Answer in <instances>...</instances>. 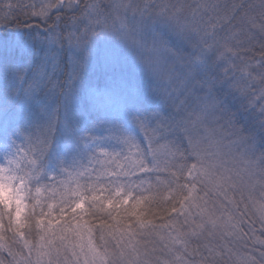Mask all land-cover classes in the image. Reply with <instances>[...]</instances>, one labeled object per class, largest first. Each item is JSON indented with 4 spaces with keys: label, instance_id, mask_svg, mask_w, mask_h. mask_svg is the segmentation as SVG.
<instances>
[{
    "label": "snow or ice",
    "instance_id": "snow-or-ice-1",
    "mask_svg": "<svg viewBox=\"0 0 264 264\" xmlns=\"http://www.w3.org/2000/svg\"><path fill=\"white\" fill-rule=\"evenodd\" d=\"M13 22L0 264H264V0H0Z\"/></svg>",
    "mask_w": 264,
    "mask_h": 264
},
{
    "label": "trees",
    "instance_id": "trees-1",
    "mask_svg": "<svg viewBox=\"0 0 264 264\" xmlns=\"http://www.w3.org/2000/svg\"><path fill=\"white\" fill-rule=\"evenodd\" d=\"M19 2L27 4V3H32L33 0H19ZM23 19L24 18L21 17V21ZM37 23H38V21H36L35 19H32L29 21V24H32V25H35ZM39 30L42 31L43 26H41V28ZM28 31H30V30L24 29V25L22 22H13L12 24H10L6 27L3 25H0V40L12 39L17 33L28 32ZM64 59L66 62V55H65ZM238 120H239L241 125H243L245 128H248L253 122V114L250 112L241 111L238 113ZM2 258L7 259V253H4Z\"/></svg>",
    "mask_w": 264,
    "mask_h": 264
}]
</instances>
